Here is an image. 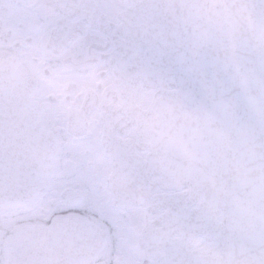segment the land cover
Instances as JSON below:
<instances>
[{"label":"clouds","instance_id":"obj_1","mask_svg":"<svg viewBox=\"0 0 264 264\" xmlns=\"http://www.w3.org/2000/svg\"><path fill=\"white\" fill-rule=\"evenodd\" d=\"M18 2L0 0V16L10 15ZM146 2L156 6L152 28L163 34L164 44L142 23ZM45 3L44 18L63 33L62 43L36 50L27 39L0 32V88L11 82L23 95L46 97L53 108L61 96H77L89 111L97 108L98 96L108 98L104 111L111 132L96 146L97 155L79 158L76 168L86 175L85 188L106 196L110 209L129 225L123 239L111 230L113 264L121 251L125 264H164L162 251L169 247H179L182 264H250L226 259L223 241L214 234L223 232L250 251L257 241L264 244V159L258 164L246 159L251 144L238 136L218 101L237 98L239 125L264 147V0ZM62 4L75 5L70 27ZM199 34L207 39L193 54ZM65 68L70 72L58 96L52 86ZM89 78L95 94L81 88ZM190 156L192 165L205 174L211 170L224 186L225 195L212 207L206 204L210 184L196 188L178 179ZM249 169L262 181L255 187ZM160 192L170 199L148 198ZM142 193L154 218L150 223L133 210ZM126 199L130 206L124 205ZM178 204L200 211L177 226L183 233L179 242L162 239L161 213ZM217 217L225 218L223 226L216 224ZM232 217L238 221L234 228L228 223ZM253 226L256 234L250 236ZM7 236L0 232V257L7 255Z\"/></svg>","mask_w":264,"mask_h":264},{"label":"snow or ice","instance_id":"obj_2","mask_svg":"<svg viewBox=\"0 0 264 264\" xmlns=\"http://www.w3.org/2000/svg\"><path fill=\"white\" fill-rule=\"evenodd\" d=\"M75 5L62 4L66 10L67 26L72 24L71 9ZM13 12L0 16V32L16 38L27 39L30 47L46 50L50 44H61L63 33L55 30L44 18L45 0H19L12 5ZM155 5L144 3L142 23L157 39L166 42L163 34L152 28ZM198 11V9H197ZM206 35L194 36L193 54ZM70 51V49H66ZM70 69L65 70L53 83V93L60 96V86ZM15 79L10 77L9 81ZM245 81H241L243 85ZM85 94H95L92 79L82 82ZM97 108L86 110L77 96L70 99L61 96L53 108L47 98L35 94H21L15 84L9 82L0 88V232L8 233L7 255L0 257V264H113L112 232L123 239L129 225L122 223L107 203V197L85 188L86 175L76 168V161L83 156L94 157L95 148L109 135L112 124L105 117L109 100L104 95L96 98ZM254 103V101H253ZM238 100L224 96L218 101L219 109L228 114L231 126L242 140L251 144L246 159L259 163L264 159V147H258L239 125ZM178 179L192 187L210 184L212 194L207 199L208 207L214 206L224 195V186L215 180L213 172L207 174L191 164ZM247 177L255 187L262 181L251 175ZM150 200L170 199L169 194L148 193ZM140 205L134 206L137 215L145 223L154 218L149 215L145 194L139 197ZM127 199L124 205L130 206ZM91 209L88 211H76ZM199 207L178 204L161 213L162 239L179 242L183 233L177 226L184 224ZM224 217H217L216 224L223 226ZM229 227L238 221L229 219ZM143 225H137L140 230ZM254 236L255 226L248 230ZM223 241L222 251L228 260L246 259L250 264H264V244L257 241L254 250L230 240L225 233L214 234ZM116 264H125L126 255H116ZM184 257L179 247L162 251L164 264H182Z\"/></svg>","mask_w":264,"mask_h":264}]
</instances>
